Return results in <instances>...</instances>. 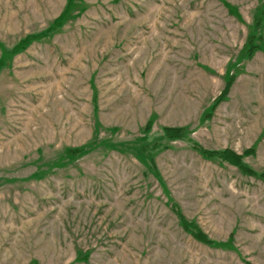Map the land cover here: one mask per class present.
<instances>
[{"label": "rangeland", "instance_id": "1", "mask_svg": "<svg viewBox=\"0 0 264 264\" xmlns=\"http://www.w3.org/2000/svg\"><path fill=\"white\" fill-rule=\"evenodd\" d=\"M197 149L264 173V0H0V264H264V181Z\"/></svg>", "mask_w": 264, "mask_h": 264}, {"label": "trees", "instance_id": "2", "mask_svg": "<svg viewBox=\"0 0 264 264\" xmlns=\"http://www.w3.org/2000/svg\"><path fill=\"white\" fill-rule=\"evenodd\" d=\"M60 20V19H59ZM28 39H25L23 41H21L12 51V53H17L19 51H22L26 48L27 46V41ZM256 46L253 45L252 42H250L249 44V48L247 49V56L250 57L253 53V51H255ZM228 85L227 84L225 86V88L223 89L221 95L226 94L227 89H228ZM165 134L169 137V138H176L178 136H180L181 134V130L180 129H171V128H166L164 130ZM197 152L206 159H211V158H218L224 162H227L231 165L236 166L239 171L242 174H245L247 176L250 177H254V178H258L260 180L264 181V173H261L259 175L254 174V172L252 170H250L248 167L244 166L241 162V156L236 155L235 153H233L232 151L229 150H223V151H206V150H202V149H197ZM181 227L182 230L186 233H188L191 237H193V239H195L197 242L204 244V245H208L210 246L212 243L207 239V237L194 225H192V223L187 222L186 220H184L183 218L181 219ZM245 264H249V263H245Z\"/></svg>", "mask_w": 264, "mask_h": 264}]
</instances>
